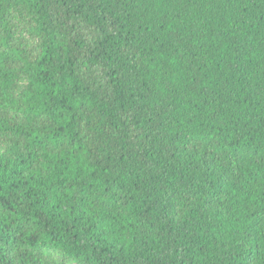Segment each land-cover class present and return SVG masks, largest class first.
Returning a JSON list of instances; mask_svg holds the SVG:
<instances>
[{
	"label": "trees",
	"instance_id": "1",
	"mask_svg": "<svg viewBox=\"0 0 264 264\" xmlns=\"http://www.w3.org/2000/svg\"><path fill=\"white\" fill-rule=\"evenodd\" d=\"M264 264V0H0V264Z\"/></svg>",
	"mask_w": 264,
	"mask_h": 264
},
{
	"label": "rangeland",
	"instance_id": "2",
	"mask_svg": "<svg viewBox=\"0 0 264 264\" xmlns=\"http://www.w3.org/2000/svg\"><path fill=\"white\" fill-rule=\"evenodd\" d=\"M72 264H74V263H72Z\"/></svg>",
	"mask_w": 264,
	"mask_h": 264
}]
</instances>
